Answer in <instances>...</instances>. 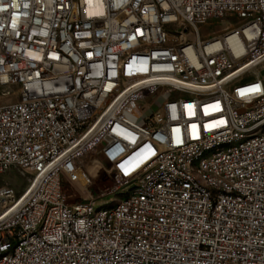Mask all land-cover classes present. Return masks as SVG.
Returning <instances> with one entry per match:
<instances>
[{"label":"built area","instance_id":"1","mask_svg":"<svg viewBox=\"0 0 264 264\" xmlns=\"http://www.w3.org/2000/svg\"><path fill=\"white\" fill-rule=\"evenodd\" d=\"M121 8L129 16L114 19ZM164 18H175L167 26L184 44L159 32ZM135 41L168 48L133 56L128 90L107 97L118 82L112 62ZM57 46L64 56H55ZM64 61L71 71L53 74ZM262 67L264 0H0V91L19 93L0 107V248H14L0 264H109L125 251L154 264H264V141L254 137L197 166L210 175V186L198 182L202 195L168 181L149 188L150 199L78 218L89 202L113 195L107 187L69 202L64 187L86 192L103 178L121 186L157 168L186 173L182 155L193 146L222 139L225 128L238 134L244 118L262 122L252 117L264 104ZM17 177L25 180L19 191Z\"/></svg>","mask_w":264,"mask_h":264},{"label":"bare ground","instance_id":"2","mask_svg":"<svg viewBox=\"0 0 264 264\" xmlns=\"http://www.w3.org/2000/svg\"><path fill=\"white\" fill-rule=\"evenodd\" d=\"M138 0H126L127 6H136ZM129 16V8H121L114 12V19H126ZM178 19H186V12H178ZM167 25H175V18H164V23H159V32L166 39H176V44H184V36H179V31H172ZM186 31H195L194 23H185ZM63 40L66 41L67 47L71 49H79V39L73 36V33H63ZM162 48H168V41H135L129 48H124V53H118V60H113L112 71L113 82L107 86V97H116L119 92L128 90V83L120 85L119 65L122 58L133 59L138 52L151 50V52H159ZM64 46L55 48V56H64ZM64 71H71V61H64L52 66L53 74H60ZM19 100V93L16 99ZM15 100L0 104V107L10 106ZM47 100V93H36V101ZM252 117H264V104H258L253 108ZM254 137V144H261L264 141V118L262 122L252 127V118H244V126L237 134V128H225L223 130V138L215 139L210 142H204L202 145L192 147V154L182 155V163L186 173L176 169L157 168L150 175H135L131 177L127 183L121 186L112 187L109 191L110 195L118 194L119 197L112 202L102 201L99 203L89 202L86 210H78V218L92 217V214H111L121 206L131 203V199H150L151 189H159L168 181L182 188L190 190L195 195H202V188L198 182L202 181L203 186H210V175H202L200 166L209 163L216 155L231 152L235 148H245L250 145V139ZM116 196V195H115ZM114 196V197H115ZM44 219H37L35 231H43ZM50 240H58V233H50ZM14 255L13 247L0 248V263ZM112 251H104V259H111ZM133 259V263L138 264H154V257H145L141 259V254H135L134 251H125L124 255L117 259L110 260L109 264H129ZM163 264H170V260H163Z\"/></svg>","mask_w":264,"mask_h":264},{"label":"rangeland","instance_id":"3","mask_svg":"<svg viewBox=\"0 0 264 264\" xmlns=\"http://www.w3.org/2000/svg\"><path fill=\"white\" fill-rule=\"evenodd\" d=\"M214 29L213 26H211L210 28L208 27V29L206 28V30H212ZM218 29V28H217ZM141 52H146V51H141ZM141 52H138L135 56L139 55ZM131 59H126V58H122L120 61V65H119V70H120V85L126 84L128 83V77L126 76V69H127V62H130ZM258 70V74L259 75H264V67L257 69ZM11 93H9V95L3 96L1 94L0 91V104L3 103H7V102H11L13 100L16 99V87H12L11 88ZM12 185L14 186L16 191H19L22 186L25 183V180L23 178H13L11 180ZM112 184V181L109 180L108 178H103V179H95L94 180V185L91 187H88L86 189V192L84 191V189L79 186V185H69V184H65V193L68 195V201L69 202H74V201H83L86 199H89L90 196H92V198H97L99 197L101 194L105 193V189L107 188V195L109 194V191L112 187H110V185ZM117 187V186H115ZM116 195V196H115ZM115 196V197H114ZM119 195L118 194H113V196L111 197H107L105 199H94L92 201V203L96 202H102V201H108L109 199L111 200V202L118 198Z\"/></svg>","mask_w":264,"mask_h":264}]
</instances>
